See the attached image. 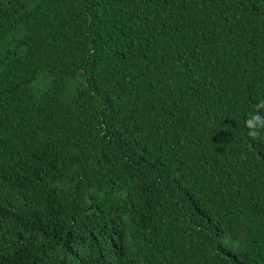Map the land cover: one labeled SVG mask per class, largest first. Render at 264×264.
Returning a JSON list of instances; mask_svg holds the SVG:
<instances>
[{
    "label": "trees",
    "instance_id": "obj_1",
    "mask_svg": "<svg viewBox=\"0 0 264 264\" xmlns=\"http://www.w3.org/2000/svg\"><path fill=\"white\" fill-rule=\"evenodd\" d=\"M256 117L264 0H0V264H264Z\"/></svg>",
    "mask_w": 264,
    "mask_h": 264
},
{
    "label": "clouds",
    "instance_id": "obj_2",
    "mask_svg": "<svg viewBox=\"0 0 264 264\" xmlns=\"http://www.w3.org/2000/svg\"><path fill=\"white\" fill-rule=\"evenodd\" d=\"M257 122H259L261 124L262 127H264V121H261L259 117H256L255 118ZM248 127L249 128H252V129H255L256 128V124L253 123L252 121H249L248 122ZM257 133L255 131L251 132L250 135H253L255 136Z\"/></svg>",
    "mask_w": 264,
    "mask_h": 264
}]
</instances>
